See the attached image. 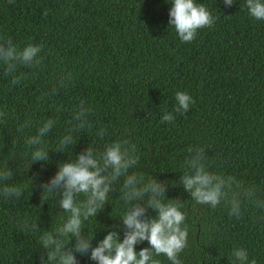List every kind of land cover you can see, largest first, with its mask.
<instances>
[{
	"label": "trees",
	"instance_id": "1",
	"mask_svg": "<svg viewBox=\"0 0 264 264\" xmlns=\"http://www.w3.org/2000/svg\"><path fill=\"white\" fill-rule=\"evenodd\" d=\"M172 0H0V42L19 48L42 45L37 69L21 67L27 79L11 84L0 64V168L23 188L20 200L0 197V264H41V232L22 227L37 222L40 231L60 227L67 213L60 197L42 203L41 185L91 146L99 155L106 145L127 140L136 146L139 164L131 171L167 182L165 202L182 203L188 247L182 264H229L234 248L243 247L249 264H264V210L245 202L239 218L223 205L210 209L191 200L179 184L189 147L205 148L210 171L232 175L264 199V21L249 16L245 0L225 6L223 0H197L215 18L212 28L182 42L169 25ZM72 73L67 88L41 99L61 73ZM195 103L177 114L175 93ZM85 101L93 109L92 130L73 133L75 145L60 148L72 110ZM63 105V110L56 108ZM176 116L161 123L165 113ZM31 119L29 128L21 125ZM48 119L56 120L45 136L48 162H33L25 140ZM104 128L101 139L95 132ZM62 151V152H56ZM110 194L108 204L84 222L92 247L111 232L121 241L126 229L120 217L128 205ZM80 199H83L81 197ZM157 213L148 209L147 217ZM66 243H70L67 238ZM75 240L68 247H74ZM149 247L147 241L136 251ZM79 264H95L76 254ZM162 264H170L163 256Z\"/></svg>",
	"mask_w": 264,
	"mask_h": 264
},
{
	"label": "clouds",
	"instance_id": "2",
	"mask_svg": "<svg viewBox=\"0 0 264 264\" xmlns=\"http://www.w3.org/2000/svg\"><path fill=\"white\" fill-rule=\"evenodd\" d=\"M225 6H232L234 0H223ZM169 11V25L174 28L179 39L185 43L193 42L200 30L212 28L215 18L204 4L197 0H172ZM250 17L264 21V0H245ZM42 45L28 44L19 48L11 39L0 42V64L4 66V75L11 77L12 85H19L27 79L21 67L37 69L42 63ZM72 81L71 72H61L53 81L52 87L43 93L51 98L60 89L67 88ZM175 108L177 114L187 113L195 103L186 92L175 93ZM63 110V105L56 108ZM93 109L85 101L72 110L70 127L60 139V148L65 149L75 145L73 133L92 130L89 120ZM5 114L0 112V118ZM176 116L165 112L161 123H173ZM56 120L48 119L37 128L35 135L28 137L25 144L32 148L31 160L48 162L49 150L44 146V137L53 129ZM32 125L28 119L21 128ZM95 134L103 139L104 128H99ZM62 152V151H56ZM179 184L191 200L198 205L216 209L223 205L228 209L230 217L239 218L242 205L247 202L253 207L264 210V199L257 197L253 187H244L235 176L217 174L209 170L205 148L189 147L187 149ZM140 162L136 146L129 141H115L106 145L104 151L97 155L89 146L70 162L58 165L56 174L41 185L42 203L51 197H60L59 208L67 213V219L60 227L51 231H40L37 222L24 221L22 227L31 232H41L38 244L45 250L46 259L41 258V264H79L76 254L89 255L95 264H162L157 257L163 256L170 264H182L180 254L188 247V229L186 217L181 211L179 200L168 199L165 202L167 182H159L155 178H145L143 174L131 171ZM14 177V172L8 167L0 168V197L20 200L24 195L23 188L7 183ZM119 191L122 200L128 205L120 220L126 229L121 241L119 233L109 232L105 238L92 247L93 239L85 234L84 222L96 217L102 211L110 194ZM83 197V199H80ZM148 209L154 210L155 218L147 217ZM70 238V243H66ZM75 240L74 247H68ZM147 241L149 247L139 252L136 246ZM229 264H249V254L243 247L234 248L229 257ZM250 264H257L255 259Z\"/></svg>",
	"mask_w": 264,
	"mask_h": 264
}]
</instances>
